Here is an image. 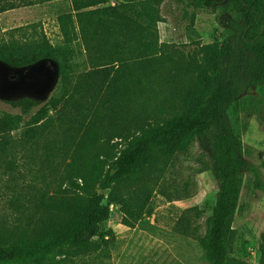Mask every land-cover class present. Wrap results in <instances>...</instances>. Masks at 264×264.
<instances>
[{
	"label": "trees",
	"instance_id": "1",
	"mask_svg": "<svg viewBox=\"0 0 264 264\" xmlns=\"http://www.w3.org/2000/svg\"><path fill=\"white\" fill-rule=\"evenodd\" d=\"M43 1L55 0L26 4ZM109 1L69 0L71 11L58 16L62 46L36 27L0 39V61L13 67L54 60L66 74V47L76 39L91 64L67 95L44 104L31 96L5 100L20 112L0 114V167L20 182L12 201L24 230L0 234V264H63L109 244L111 206L121 208V223L131 228L151 216L153 186L169 156L197 141L209 151L219 184L203 237L207 264H230L247 168L230 109L245 91L264 92V0H232L239 14L231 33L177 64L195 85L178 110L156 119L134 106L151 103L173 70L159 41L162 1ZM260 246L264 264V231Z\"/></svg>",
	"mask_w": 264,
	"mask_h": 264
},
{
	"label": "rangeland",
	"instance_id": "2",
	"mask_svg": "<svg viewBox=\"0 0 264 264\" xmlns=\"http://www.w3.org/2000/svg\"><path fill=\"white\" fill-rule=\"evenodd\" d=\"M27 1L0 0V6H16L0 10V39L7 40L13 34L20 37L23 32L31 33L36 27L43 30L53 44L64 45L58 16L71 11L69 0L30 5ZM161 1L159 41L173 70L166 83L156 88L151 103L142 101L134 106L135 110H143V118L149 119L165 117L182 106L184 97L195 85V77L185 74L177 64L182 66L189 62L199 46L228 36L239 14L232 0H213L211 6H205L200 0ZM66 48V74L61 73L54 60H44L25 68L0 61V114L20 112L19 108L7 103V99L31 96L44 104L52 96L69 94L79 73L90 69L91 64L81 39ZM230 120L242 137V151L247 162L239 208L232 223L230 264H261L264 92L258 88L245 91L232 105ZM111 144L106 142L104 146L108 148ZM250 166H256L259 174L256 175ZM210 167V153L198 141L170 155L167 170L153 186V214L131 228L121 223V208L112 205L110 219L104 226L105 230L113 231L111 242L101 243L98 250L63 264H207L203 237L206 219L219 189ZM19 187L20 182L12 179L11 171L0 167V234L7 238L24 230L19 227L18 208L12 201Z\"/></svg>",
	"mask_w": 264,
	"mask_h": 264
}]
</instances>
